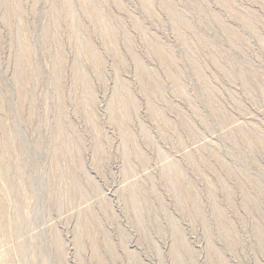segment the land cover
I'll list each match as a JSON object with an SVG mask.
<instances>
[{"label": "rangeland", "instance_id": "rangeland-1", "mask_svg": "<svg viewBox=\"0 0 264 264\" xmlns=\"http://www.w3.org/2000/svg\"><path fill=\"white\" fill-rule=\"evenodd\" d=\"M0 264H264V0H0Z\"/></svg>", "mask_w": 264, "mask_h": 264}]
</instances>
